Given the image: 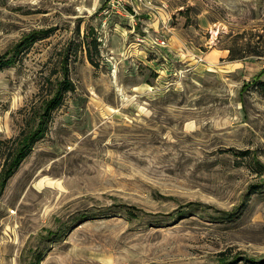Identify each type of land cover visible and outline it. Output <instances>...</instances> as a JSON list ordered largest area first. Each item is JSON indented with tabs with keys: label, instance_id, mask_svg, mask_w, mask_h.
Here are the masks:
<instances>
[{
	"label": "rangeland",
	"instance_id": "rangeland-1",
	"mask_svg": "<svg viewBox=\"0 0 264 264\" xmlns=\"http://www.w3.org/2000/svg\"><path fill=\"white\" fill-rule=\"evenodd\" d=\"M259 81L264 0H0V264L264 262Z\"/></svg>",
	"mask_w": 264,
	"mask_h": 264
},
{
	"label": "trees",
	"instance_id": "trees-1",
	"mask_svg": "<svg viewBox=\"0 0 264 264\" xmlns=\"http://www.w3.org/2000/svg\"><path fill=\"white\" fill-rule=\"evenodd\" d=\"M92 42L94 44V49H95L97 43L95 42V40H92ZM245 45H246L245 47L246 49H244L243 53L242 52L240 53V50L229 47L228 60H241L245 56L249 55L248 42H245ZM88 49H89L88 50L89 60H92L91 58L92 52L89 44H88ZM254 54L257 55V53ZM255 85L258 88H260L264 93V81H259ZM19 140H20L19 136H17L13 140L11 139L10 141L0 142L1 150L4 151L5 154L4 164L2 165L0 171V190L4 188V186L6 185L5 184L6 181L12 176L13 172L16 170L19 164L26 158L28 151L27 146L25 147V145H22L19 149H17L20 144ZM259 264H264V262Z\"/></svg>",
	"mask_w": 264,
	"mask_h": 264
},
{
	"label": "built area",
	"instance_id": "built-area-1",
	"mask_svg": "<svg viewBox=\"0 0 264 264\" xmlns=\"http://www.w3.org/2000/svg\"><path fill=\"white\" fill-rule=\"evenodd\" d=\"M138 2L140 1V2H144L145 0H137ZM158 44L160 45V46H164L165 45V41L163 40V39H159L158 41Z\"/></svg>",
	"mask_w": 264,
	"mask_h": 264
},
{
	"label": "crops",
	"instance_id": "crops-1",
	"mask_svg": "<svg viewBox=\"0 0 264 264\" xmlns=\"http://www.w3.org/2000/svg\"><path fill=\"white\" fill-rule=\"evenodd\" d=\"M143 41H144V39H140V40H139V42H143Z\"/></svg>",
	"mask_w": 264,
	"mask_h": 264
}]
</instances>
